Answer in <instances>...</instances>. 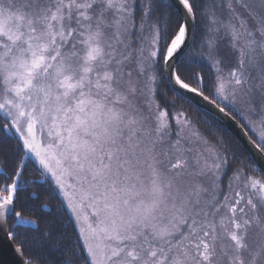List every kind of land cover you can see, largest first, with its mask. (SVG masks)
Here are the masks:
<instances>
[{
	"label": "snow or ice",
	"instance_id": "snow-or-ice-1",
	"mask_svg": "<svg viewBox=\"0 0 264 264\" xmlns=\"http://www.w3.org/2000/svg\"><path fill=\"white\" fill-rule=\"evenodd\" d=\"M261 161L264 0H0V233L22 264H264Z\"/></svg>",
	"mask_w": 264,
	"mask_h": 264
},
{
	"label": "water",
	"instance_id": "water-1",
	"mask_svg": "<svg viewBox=\"0 0 264 264\" xmlns=\"http://www.w3.org/2000/svg\"><path fill=\"white\" fill-rule=\"evenodd\" d=\"M187 95L192 96L193 100L199 105L204 104L202 100L195 97V94L187 93ZM221 125L238 137L244 146L246 145L247 141L244 134L235 123L230 120H226ZM261 163H264V161H261ZM15 247L16 246H14V244L8 240L3 233H0V264H22V259L16 253Z\"/></svg>",
	"mask_w": 264,
	"mask_h": 264
},
{
	"label": "trees",
	"instance_id": "trees-1",
	"mask_svg": "<svg viewBox=\"0 0 264 264\" xmlns=\"http://www.w3.org/2000/svg\"><path fill=\"white\" fill-rule=\"evenodd\" d=\"M179 106V104H178ZM193 107L195 108V106L193 105ZM193 119H196L195 116H193ZM200 127H201V130L202 132L208 136L209 140L212 139V132H215L216 131V128H213L211 126V124H208V125H205L203 124L202 122L200 123ZM221 127V126H219ZM223 128V127H221ZM228 132V131H227ZM228 137L230 139V141L233 143V144H239L236 139L228 132ZM240 145V144H239ZM241 148V146H240ZM242 149V148H241ZM246 154V152H245ZM41 203H47L48 204V207L52 210V212H55L56 210V206H57V201L54 200V199H49V200H44L43 197L41 198ZM14 242V241H13ZM15 243V242H14ZM16 244V243H15Z\"/></svg>",
	"mask_w": 264,
	"mask_h": 264
},
{
	"label": "rangeland",
	"instance_id": "rangeland-1",
	"mask_svg": "<svg viewBox=\"0 0 264 264\" xmlns=\"http://www.w3.org/2000/svg\"><path fill=\"white\" fill-rule=\"evenodd\" d=\"M194 106H195V104H193ZM221 127H223L222 125H220ZM223 128H225V127H223ZM235 139H236V141L240 144V146H241V148L242 149H244V145L242 144V142H240V140H239V138L238 137H236L233 133H231L229 130H227ZM246 154H247V152H246ZM231 173H229V175H230ZM227 182H228V178L227 177H224V184H225V186L227 185Z\"/></svg>",
	"mask_w": 264,
	"mask_h": 264
},
{
	"label": "bare ground",
	"instance_id": "bare-ground-1",
	"mask_svg": "<svg viewBox=\"0 0 264 264\" xmlns=\"http://www.w3.org/2000/svg\"><path fill=\"white\" fill-rule=\"evenodd\" d=\"M11 242L14 244V246H16V244L13 241H11Z\"/></svg>",
	"mask_w": 264,
	"mask_h": 264
}]
</instances>
